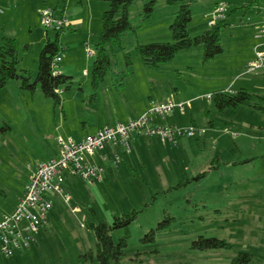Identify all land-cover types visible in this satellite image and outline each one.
<instances>
[{
  "label": "rangeland",
  "instance_id": "obj_1",
  "mask_svg": "<svg viewBox=\"0 0 264 264\" xmlns=\"http://www.w3.org/2000/svg\"><path fill=\"white\" fill-rule=\"evenodd\" d=\"M187 1L192 37L211 28L209 22L219 4L232 2ZM151 2L153 12L147 17L145 9ZM109 6L106 0L0 2V46L3 38L16 40L19 73L29 72L32 82L41 51L57 34L41 25L42 10L54 9L59 17L66 12L80 23L60 39L64 51L58 70L72 78L70 90L59 89L60 103L46 98L40 86L34 93L23 90L20 80L11 81L0 92V220L17 207L31 172L60 157L61 140L79 142L88 134L116 127L118 121L138 117L137 109L150 98L176 105L164 116H154L148 129L131 136L128 146H109L119 152L120 164L113 165L116 154L107 155L102 181L67 179L61 194L50 195L52 213L33 236L31 245L35 249L38 243L39 250L21 248L8 256L0 245V264H83V255L90 251L96 255V237L89 224L97 219L112 224L128 211L141 213L129 227L128 247L117 264H231L240 253L252 256L250 264H264V111L245 106L221 111L213 99L219 91L240 90L264 98V68L247 73L255 47L264 40L257 44L250 31L256 16L241 9L234 12L239 7L230 4L220 55L204 62L201 46L182 51L157 68H146L136 47L172 42L170 26L180 3L138 0L129 9L135 31L124 37L131 65L124 52L115 50L111 70L94 89L96 44ZM119 73L125 77L121 82ZM182 103L184 107L179 106ZM159 126L194 128L195 134L167 141L148 136L149 129ZM151 141L158 143L148 148ZM160 224L164 227L158 230ZM153 230L155 240H147ZM111 235L119 243L126 231L114 230ZM201 237L223 240L231 247L192 249Z\"/></svg>",
  "mask_w": 264,
  "mask_h": 264
},
{
  "label": "trees",
  "instance_id": "obj_2",
  "mask_svg": "<svg viewBox=\"0 0 264 264\" xmlns=\"http://www.w3.org/2000/svg\"><path fill=\"white\" fill-rule=\"evenodd\" d=\"M109 2V9L103 14V28L96 44V59L92 72V83L94 89H98L100 84L104 82L109 70L112 68V57L115 50L124 52L127 65H131L130 53L125 52L124 37L135 29L130 21L129 9L138 0H106ZM172 4L180 3V10L175 15V20L170 26L172 42H155L150 44H138L137 53L141 58L142 64L146 68H157L163 64L173 61L176 56L186 50L196 47L203 48V61L208 62L223 52L221 44V31L228 26L226 18L218 22L217 25L206 30L202 35L192 37L189 34L188 27L192 22L191 4L187 0H170ZM154 2L146 6V16L150 17L153 12ZM54 10V9H53ZM55 11V10H54ZM67 28L57 32L55 41L48 40L39 56V69L34 82L29 72L26 76L19 73V65L21 62L17 42L14 38H3L0 46V92L14 80L22 82V89L29 90L34 93L38 86L46 98L55 101L56 104L61 102L59 89L61 86H67V90L71 88L70 77L61 75L58 65L55 64L57 57L61 59V53L64 47L60 41L61 36ZM58 72V73H56ZM124 73L118 74L119 82L124 80ZM122 83H120L121 85ZM217 108L221 111L226 109H237L240 106L254 108L256 111H264L263 97L251 95L245 90L237 93H228L219 91L213 96ZM206 173L202 174L205 176ZM141 213L138 211L124 212L120 217H116L112 224L100 221L89 224L96 237V255L90 251L83 255L85 258L83 264H117L124 256L128 247V239L130 237L129 227ZM167 223V222H165ZM160 224L158 230L163 228ZM124 229L126 236L119 243H115L112 238V231ZM156 231L153 230L149 234V239L155 240ZM33 247L30 246L29 250ZM231 247L226 241L216 238H203L194 242L192 249L200 251H212L229 249ZM252 256L248 253H240L231 264H250Z\"/></svg>",
  "mask_w": 264,
  "mask_h": 264
},
{
  "label": "built area",
  "instance_id": "obj_3",
  "mask_svg": "<svg viewBox=\"0 0 264 264\" xmlns=\"http://www.w3.org/2000/svg\"><path fill=\"white\" fill-rule=\"evenodd\" d=\"M226 12L227 5L219 4L212 14L209 26L213 27L225 19ZM41 25L46 30L58 32L67 28L70 21L65 16H57L53 9L46 8L41 12ZM259 36H264V27L259 32ZM86 52L92 53L89 49ZM60 63L61 59L57 57L55 64ZM262 67H264V44L256 48L255 58L247 66V73H253ZM190 103L188 102V104ZM179 106L184 107V104ZM175 107L176 105L172 101L161 104L152 103L149 110L138 119L120 123L116 127H106L97 134L84 137L79 142H74L71 139L61 140L60 157L41 163L35 171L31 172L24 196L20 199L14 212L0 220V245L5 254L12 256L21 248L24 250L30 248L34 234L48 222V216L53 209L50 195L61 194L62 186L67 179L79 178L91 183L96 180L102 181L106 171L105 164L108 161L107 156L102 154L104 150L109 146H128L131 136L148 129L149 125L154 122V116H164ZM154 129L157 130H148V136H159L164 141L183 135L190 137L195 134L194 128L181 130L159 126ZM199 132L205 133V131ZM112 161L114 166H118L120 157L116 155ZM70 200L71 197L68 196L67 201Z\"/></svg>",
  "mask_w": 264,
  "mask_h": 264
},
{
  "label": "crops",
  "instance_id": "obj_4",
  "mask_svg": "<svg viewBox=\"0 0 264 264\" xmlns=\"http://www.w3.org/2000/svg\"><path fill=\"white\" fill-rule=\"evenodd\" d=\"M58 1V0H57ZM69 1V0H68ZM232 2H229L228 1V5H227V3H225L227 6H228V8L230 7V4L232 5H235V6H237V7H239L238 9L237 8H234V12H237L239 9H241L240 11H244L246 14H247V12H250L251 11V13L253 14V15H255L256 16V22H254V24L251 26V27H249L250 28V31H251V33L253 34V36H254V40L256 41V43L258 44L259 43V40H263V37L264 36H259V32L262 30V28L264 27V0H231ZM0 2H1V0H0ZM7 2V1H6ZM15 2H18V0H15ZM7 4H9V5H11L9 2H7ZM62 16V15H61ZM63 16H65L69 21H70V25L67 27V29L66 30H72L73 29V27H75V26H77L78 24H80L79 22H78V20H76L75 18H73V16H71L70 14H68V16H69V18H70V16L73 18V22L71 21V19H69L68 17H67V15H66V12L65 13H63ZM226 18V17H225ZM226 20V22L228 21V19L226 18L225 19ZM66 32V31H65ZM264 44V40L261 42V43H259L256 47H255V50H256V48L257 47H259L260 45H263ZM263 68L264 67H262V68H260L261 70H263ZM260 69H258V70H260ZM258 70H256L255 72H257ZM255 72H253V73H255ZM250 74H252V73H250ZM227 92V91H226ZM170 97V98H169ZM169 97H167L166 99H171L172 97L171 96H169ZM164 100L165 99H160V100H154V99H152V98H150L146 103H145V105L144 106H142V108H139V109H137L138 111H137V116L138 117H130V118H128L129 120H133V119H138V118H140L142 115H144L146 112H147V109H149V107H150V105L152 104V103H158V102H164ZM158 104H161V103H158ZM182 115V114H181ZM184 116V115H183ZM128 122V121H127ZM120 123H123V122H120V121H118V124H120ZM124 123H126V122H124ZM117 124V125H118ZM117 125H115V126H117ZM111 127H113V126H111ZM89 135V134H88ZM87 135V136H88ZM90 135H94V134H90ZM83 139V138H82ZM137 139H136V137H134V143L137 145L138 144V142L136 141ZM68 141V140H67ZM80 141V140H79ZM154 142V143H153ZM158 142H156V141H151V143H148V148H150L151 146H153V145H155V144H157ZM140 147H142L143 149L145 148V145H141ZM137 149L139 148V147H136ZM119 152L117 151V150H115L114 151V148H112V147H108V148H106L105 150H104V152L102 153V154H104V155H110V156H113L114 157V155L116 154H118ZM107 158H108V156H107ZM111 160H113V159H111ZM108 161H109V158H108ZM40 165V164H39ZM111 166V165H110ZM110 166H109V168H110ZM105 168H106V166H105ZM110 170H112V168L110 169ZM119 170V169H118ZM67 181H70V180H67ZM71 183H73V182H71ZM27 184V183H26ZM66 185L67 186H70V185H68V182L66 183ZM65 185V186H66ZM73 187H74V185H72ZM25 187H26V185H25ZM24 192H25V189H24ZM24 196V195H23ZM22 196V197H23ZM20 199H22V198H20ZM14 212V211H13ZM12 212V213H13ZM51 213H52V211L50 212V214H49V216H48V219H49V217H50V215H51ZM34 247V246H33ZM31 248L30 249V252L34 249V248ZM35 247H37V248H35L34 249V252H37L38 250H39V248H38V243L35 245ZM29 252V251H28ZM22 253H26V252H20V253H18V255L19 254H22ZM22 256V260H23V255H21ZM21 258V257H20ZM25 258V257H24Z\"/></svg>",
  "mask_w": 264,
  "mask_h": 264
}]
</instances>
